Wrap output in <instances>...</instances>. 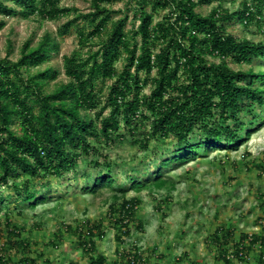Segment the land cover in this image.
Segmentation results:
<instances>
[{"label": "trees", "instance_id": "obj_1", "mask_svg": "<svg viewBox=\"0 0 264 264\" xmlns=\"http://www.w3.org/2000/svg\"><path fill=\"white\" fill-rule=\"evenodd\" d=\"M59 1L0 0V16L20 15L24 20L37 16L53 21L76 11L60 8ZM116 1L91 0L90 12H76L60 29L61 34H67L72 25L83 21L91 30L87 35L78 32L79 45L85 47L95 38L99 42L97 50L89 49L83 58L77 54L63 57L67 81L52 90L49 86L57 79L58 70L47 67L29 73L58 52V43L48 34L34 48L30 42L24 43L17 61L0 59V204L1 188L9 180L25 176L16 193L35 207L43 198L36 199V192L29 191L32 180H60L75 171L82 157L98 154L91 140L111 145L129 139L131 145L147 150L152 141L173 138V149L160 155L159 166L144 179L129 178L128 187L118 188L110 165H105L92 186L84 188L87 194L103 189L120 194L113 199L122 200L115 225L123 237L129 236V223L135 219L137 207V200H125L128 191L172 189L174 183L166 175L169 167L193 161L200 152L236 150L255 129L256 108L264 113V70L236 71L228 64L250 65L263 60L264 44L237 40L227 33L225 24L231 19L242 25L260 19L263 0H250L256 5L244 0L240 10L232 14L221 8L228 0H136L138 15L134 18L139 24L131 30H126V16L114 21L115 12L106 8ZM216 3L217 8L208 15L196 12L197 7ZM149 6L168 11L167 15L154 23L153 14L146 10ZM109 81L111 85L103 94L98 85ZM145 87L149 94L144 93ZM105 110H109L107 116H103ZM137 135L142 136L136 139ZM93 165L100 167L99 162ZM48 184L42 187L46 189ZM230 233L222 234V229L213 233L218 248L227 244ZM7 235L3 251L8 257L18 250L26 253L28 246L20 239L19 230L11 229ZM82 236L85 241L80 245L88 254V264H107L103 255H94L95 239L104 237L101 227L88 228ZM120 236L117 241H121ZM262 239L252 234L251 241L246 242L247 236L245 243L235 245L234 257L243 261L239 253L245 251V245L256 249L255 244ZM256 251L262 264V252ZM140 261V256L133 254L126 264ZM19 262L34 264L27 257ZM0 264H5L2 254Z\"/></svg>", "mask_w": 264, "mask_h": 264}, {"label": "rangeland", "instance_id": "obj_2", "mask_svg": "<svg viewBox=\"0 0 264 264\" xmlns=\"http://www.w3.org/2000/svg\"><path fill=\"white\" fill-rule=\"evenodd\" d=\"M242 1L228 0L221 4V8L230 14L236 13ZM90 4L91 0H60V8L76 11L53 21L37 16L26 20L20 15L0 16V23H4L0 27V59L17 61L24 43L30 42V48H34L48 34L58 43V52L48 63L31 69L29 73L47 67L58 70L57 79L49 86L51 90L58 83L66 82L63 57L77 54L83 58L89 49L97 50L99 39L89 41L85 47L79 45L78 32L84 31L87 35L91 30L83 21L72 25L67 34H61L60 29L74 18L76 12H90ZM217 6L216 3L197 7L196 12L208 15ZM106 8L115 12L114 21L127 17L126 30L138 26L139 22L134 18L138 15L136 0H119ZM146 10L153 14L154 23L161 21L168 12L152 10L151 6ZM253 10L257 12L259 9L254 7ZM261 14L260 19L247 25L231 19L225 24L227 33L237 40L264 44V0ZM209 60L218 62L217 59ZM121 66L122 61L117 65L118 70ZM228 66L236 71L251 68L257 73L264 70V59L252 61L250 65H236L229 61ZM110 85L109 81L99 84L98 88L106 94ZM144 93L149 94L148 87L144 88ZM108 112L105 110L103 116ZM255 114L258 115L255 129L236 150L215 149L206 155L200 152L193 161L176 168L169 167L166 175L174 183V188H147L139 193L128 191L125 200H137L135 219L128 227L129 236L121 237L122 231L115 225L122 200L115 201L113 196L120 198V194L107 189L87 194L84 188L92 186L105 165H110L118 188L128 187L129 178L144 179L159 166L160 155L173 149V138L152 141L147 150L131 145L129 139L111 145L91 140L98 154L82 157L75 171L60 180H32L29 191L36 192V199L43 198L36 201L35 207L23 202L16 193L21 189L25 176L9 180L8 185L1 188L3 202L0 204V254L5 258V264H22L19 260L26 257L34 260V264H88V254L80 245L85 241L82 235L97 225L104 232V237L95 239L94 255H103L107 264H126L133 254L140 256L139 264H227L226 256L239 242L245 243L247 236L264 237V121H261L264 113H259L256 108ZM242 116L246 123L249 122L244 113ZM141 130L144 131L145 127ZM141 136L137 135L136 139ZM94 162H99L100 167H95ZM46 183L49 184L44 189L42 186ZM11 229L20 231V239L28 246L26 253L18 250L9 257L4 253L9 240L7 233ZM219 229H222V234L231 232L223 248H218L213 240V233ZM117 236L121 241L116 240ZM244 249L243 261L234 258L227 260L228 264H259L260 252L247 245ZM260 251L263 255L264 249Z\"/></svg>", "mask_w": 264, "mask_h": 264}, {"label": "built area", "instance_id": "obj_3", "mask_svg": "<svg viewBox=\"0 0 264 264\" xmlns=\"http://www.w3.org/2000/svg\"><path fill=\"white\" fill-rule=\"evenodd\" d=\"M251 239H252V234L248 236V240H247L246 242H250ZM255 247H256V249L259 250V251H260V250H263V249H264V239L258 241V242L255 244ZM241 248H242V247H240V250H242ZM239 256H240L241 258H245L244 252H243V251H242V252L240 251ZM234 258H235V257H234L233 252L229 253V254L226 256V259L229 260V261L233 260ZM235 259H236V258H235ZM262 259L264 260V254L262 255Z\"/></svg>", "mask_w": 264, "mask_h": 264}, {"label": "crops", "instance_id": "obj_4", "mask_svg": "<svg viewBox=\"0 0 264 264\" xmlns=\"http://www.w3.org/2000/svg\"><path fill=\"white\" fill-rule=\"evenodd\" d=\"M253 250V249H252ZM254 250L256 251V249L254 248ZM252 255H253V253H252ZM249 259H250V257H248Z\"/></svg>", "mask_w": 264, "mask_h": 264}]
</instances>
